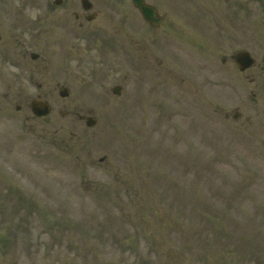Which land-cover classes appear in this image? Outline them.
<instances>
[{
    "label": "rangeland",
    "instance_id": "obj_1",
    "mask_svg": "<svg viewBox=\"0 0 264 264\" xmlns=\"http://www.w3.org/2000/svg\"><path fill=\"white\" fill-rule=\"evenodd\" d=\"M148 1L167 17L156 33L163 63L152 59L156 67L146 71L149 80L164 82L163 96L145 98L139 86L146 84L138 69L141 33L126 21L131 81L120 97L109 90L87 99L99 103L100 120L89 129L91 155L47 141L65 134L61 125L79 129L62 118L56 103L48 121L33 128L2 116L0 264H264V95L254 100L253 88L244 86L243 104L257 112L242 108L234 121L239 73L222 62L236 48V34L261 53L264 0L249 12L243 8L236 21L224 0ZM111 3L110 15L130 13L131 19L130 0ZM136 21L142 23L139 16ZM202 25L210 55L199 72L192 65L201 59L189 57L187 48ZM152 38L148 33V43ZM175 41L177 59L171 53ZM87 67L84 62L82 69ZM170 69L178 78L166 76ZM126 101L130 107L120 109ZM151 104L164 110L142 114L140 108Z\"/></svg>",
    "mask_w": 264,
    "mask_h": 264
},
{
    "label": "flooded vegetation",
    "instance_id": "obj_2",
    "mask_svg": "<svg viewBox=\"0 0 264 264\" xmlns=\"http://www.w3.org/2000/svg\"><path fill=\"white\" fill-rule=\"evenodd\" d=\"M113 1L0 0V125L4 119L2 116L11 114L20 118L18 124L23 129L41 126V123L47 122L54 112L56 103L61 107L58 112L62 118L79 129L76 132L66 125H61L58 130L61 132L64 129L65 134L49 138L47 141L60 142L64 149L76 152L77 155L84 154L85 151L91 155L89 143L92 132L89 131L90 127L86 123L88 119L94 120L96 124L99 122L100 119L95 114L99 103L96 99L94 106L87 99L103 98L109 90L111 94H115V97H120L124 87H127L131 81L128 67H130L132 38L126 30V21L132 27L140 28L141 34L137 40L138 69L144 73L141 79L144 82L146 80V84L142 83L139 86L142 87V92H146L145 98H157L159 94L163 96L164 92L160 88L164 87L163 80L162 84L156 77L149 80L146 71L150 69L153 61L155 63L158 61L159 65L163 63L162 54L159 57L156 53L162 48L158 44L160 37L156 33L167 23V17L154 5L160 21L155 24L146 19L130 0L131 19H129L130 13L126 17L121 15L116 18L106 10L114 6L111 3ZM119 1L125 2V0ZM242 1L225 0L224 7L232 16L231 21L237 20L243 8L249 12V7L252 9L253 3H257L258 0H247V3ZM138 16L142 20L141 24L136 21ZM204 27L205 25L198 26L196 28L198 31L192 32V39L189 40L191 46L188 45L187 48L189 57L194 55L197 59H201V62L198 60L199 63L192 65L196 66L199 72L201 69L204 71V66L209 64L206 63L210 54L209 50H206L208 47L204 41L203 34H206ZM261 29L259 38L263 40V47L261 53L256 54L253 53L254 51L251 53L255 58L251 66L241 70L237 64L236 52L243 47L242 38L237 34L231 43L236 46L240 44L239 48L230 52V59L227 55L223 56V65L230 63L239 73L238 86L233 83V86L238 87V93L236 90V96L231 97L236 100L232 115L234 119L242 118L244 113L242 108H248L253 113L257 112V108L243 104L244 86L246 90L253 88L250 89V93L254 100L260 102L261 95H264V26ZM148 33L153 35L154 41L151 43H148ZM248 38L249 41L254 39L253 36ZM176 45L175 41L174 51L171 53L177 59L178 55L175 52L178 54L179 52ZM226 45L227 43L224 44V48ZM182 56L187 59L183 51ZM84 62L88 65L85 70L82 69ZM172 69L166 76L178 78L177 71ZM111 80L118 82L108 88L107 83ZM175 86L177 88V83ZM56 98H60L59 104ZM37 102L42 105L48 103L52 110L46 115L38 114L34 109ZM145 104H147L146 100ZM137 106L139 103L133 105L134 108ZM128 107H130L129 102L126 101L122 102L119 108ZM159 107L163 106L157 107L151 104L150 107H141L140 110L144 113L147 109L155 111ZM222 112L227 119L230 117L231 113L227 107H224ZM16 117L14 119H17ZM252 117L253 115L246 117V123H249Z\"/></svg>",
    "mask_w": 264,
    "mask_h": 264
},
{
    "label": "water",
    "instance_id": "obj_3",
    "mask_svg": "<svg viewBox=\"0 0 264 264\" xmlns=\"http://www.w3.org/2000/svg\"><path fill=\"white\" fill-rule=\"evenodd\" d=\"M134 3L140 8L146 18L156 21V11L152 6L147 5L144 0H134Z\"/></svg>",
    "mask_w": 264,
    "mask_h": 264
}]
</instances>
